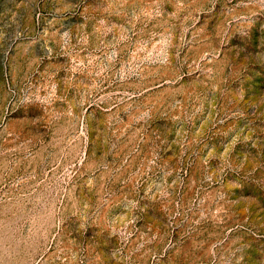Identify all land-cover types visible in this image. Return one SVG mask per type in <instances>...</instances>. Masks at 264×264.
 <instances>
[{
  "label": "rangeland",
  "instance_id": "rangeland-1",
  "mask_svg": "<svg viewBox=\"0 0 264 264\" xmlns=\"http://www.w3.org/2000/svg\"><path fill=\"white\" fill-rule=\"evenodd\" d=\"M0 264H264V0H0Z\"/></svg>",
  "mask_w": 264,
  "mask_h": 264
}]
</instances>
